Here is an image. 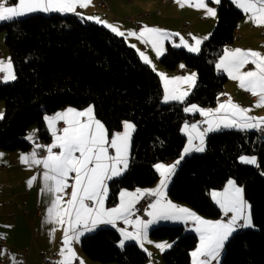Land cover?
Here are the masks:
<instances>
[{"label": "trees", "instance_id": "16d2710c", "mask_svg": "<svg viewBox=\"0 0 264 264\" xmlns=\"http://www.w3.org/2000/svg\"><path fill=\"white\" fill-rule=\"evenodd\" d=\"M15 2V0H9ZM217 21L198 53L167 44L161 64L173 69L183 63L196 72V83L184 102H162L158 74L143 63L134 48L101 24L74 14L34 13L0 22L16 79L0 83L4 114L0 119V150L25 151L24 138L38 126L39 138L49 139L44 116L61 107L92 105L108 136L131 120L134 130L125 172L108 181L107 205L114 206L122 189L155 184L154 164L177 158L185 144L181 124L197 115L187 104L209 107L219 98L226 75L215 67L224 47L235 37L242 11L231 0L216 5ZM255 155L257 165L240 161ZM264 140L256 131L222 129L205 139V150L185 156L167 189L170 199L185 203L208 218L220 216L210 191L232 178L243 188L253 227L241 229L226 242L220 264H264ZM154 239L167 238L165 264H190L198 236L182 224H159L149 230ZM4 238V237H3ZM114 227L101 226L81 238V250L99 263L143 264L146 251L135 242L123 248Z\"/></svg>", "mask_w": 264, "mask_h": 264}, {"label": "snow or ice", "instance_id": "6c2138e0", "mask_svg": "<svg viewBox=\"0 0 264 264\" xmlns=\"http://www.w3.org/2000/svg\"><path fill=\"white\" fill-rule=\"evenodd\" d=\"M181 7L187 5L189 7H196L198 9H205L207 16L215 17L216 11L214 8L208 6L209 0H175ZM212 3L219 4L220 0H210ZM232 2L245 13L250 14L249 19L256 25H264V0H232ZM91 0H17L14 6H9V0H0V22L14 21L17 18L23 17L30 13L43 12V13H75L76 8H84L89 6ZM77 15H79L77 13ZM84 19L92 20L97 24H103L104 27L115 33L117 36H124V33L118 27L102 21L99 17H85ZM129 35H137L134 32H129ZM172 35H179L174 33ZM169 33L165 30L158 28H149L144 26L141 28L138 39L141 42H147L152 45L156 51L157 57L162 53L159 45L168 39ZM202 39H207L204 37ZM201 38L193 37L194 44H189L183 37L176 47L183 46L189 52H199ZM134 47V46H133ZM140 58L145 64H150L148 57L139 52ZM255 64V71L241 72L240 69L245 64ZM183 67V65H181ZM216 67L223 69L227 72L229 77L233 80L239 81V87L253 96L257 97L255 107L264 106V55L252 50H224V54L220 57L219 63ZM0 72H4V80L7 82L9 79L15 80V74L11 71V61L7 63L0 61ZM162 79H165V96L164 102L169 100L183 101L187 93L177 94L175 91H169L167 85L173 81L167 80L163 74H160ZM195 73L188 77H175L174 81L184 80L194 82ZM224 109H231L232 119L227 117L220 118L219 121L208 120L209 127L205 132L217 130L220 123H223L224 128H235L241 131L249 129H258L261 124H264V118H255L247 116L246 113L250 109L240 108L238 105L229 103L227 105L220 104L219 108L212 110L198 109L196 105L185 108L186 112L200 111L201 115H207L215 112H220ZM3 114L0 113V118ZM87 117L86 121H81L79 117ZM48 121V126L51 129L55 122L62 120L67 127L62 129L63 135H57L55 131L52 132L54 142L46 147L47 156L43 159L36 158V152L30 154H21V163H28L31 159L32 164H42L45 171L43 172L44 187L43 191L52 193L62 192L68 185L66 179L69 173H75V184L71 190V200L67 203L69 207L60 208V198L52 200L51 207L48 209V217L46 222H57L61 225L67 222V227L63 229V247L59 251L62 257L56 264H68V258L75 256L70 243L79 239L84 232H91L98 224H111L116 227V220H123L125 223H133L128 219L132 215V209L140 197L157 196L163 197V188L167 187L168 181L171 179L176 166L180 163L185 154L192 151L203 152L204 132L197 130V125H191V133H196V138L200 139L201 143L195 148L192 146V135L189 134V142L185 146L181 157L174 164L171 165H156V169L160 174V182L156 189H137V194H131L122 191L121 203L118 207L105 209L104 199L107 193L106 181L111 180L113 177H118L128 166L126 158V150L130 133L134 130V125L130 122H124L125 131L123 133H116L112 136L111 141L107 140V133L104 125L96 120L93 115V109L90 106L84 111H76L75 109H67L64 113H56L54 117H45ZM258 121L253 123L252 121ZM215 124V128L213 127ZM31 139V137H28ZM110 144L111 148L115 149L116 155L111 156L108 153V148L105 146ZM53 148H58L59 152H53ZM79 153V156L74 155ZM3 154L0 153V156ZM241 162L245 164H256V157L241 156ZM123 165V167H119ZM264 175V173H262ZM36 180L33 176L28 181L29 186ZM52 183L49 184L48 182ZM213 199L220 205L225 215L232 213L227 222L222 221H207L197 216L194 212L187 208L178 207L171 201L162 203L161 199H157L155 203H150L149 207L151 212H147L151 216V220H141L137 217L134 222L136 227L135 233H129L124 229H120L123 239L120 241V246L123 247L125 241H136L137 244L143 246V242L147 240V229L149 225L156 223L159 220H195L197 227L196 231L200 234V243L197 248L191 253L193 257V264H212L216 261L219 264V257L225 246V242L229 237L237 231L238 228L252 227L250 213H246L245 209L249 207L243 199L242 189L236 187L232 180L228 181V187L223 194L212 193ZM91 201L92 204H86L85 201ZM92 205H95L93 207ZM91 221V226H89ZM242 221V223H237ZM83 225V231L77 226ZM2 238V234H0ZM151 243V241H148ZM155 247L164 251L165 247H171L167 242L156 243Z\"/></svg>", "mask_w": 264, "mask_h": 264}, {"label": "crops", "instance_id": "0c3cea01", "mask_svg": "<svg viewBox=\"0 0 264 264\" xmlns=\"http://www.w3.org/2000/svg\"><path fill=\"white\" fill-rule=\"evenodd\" d=\"M104 1L106 4L105 8H102L99 5V0H91L89 6L84 8L77 7L75 13H60V14L77 15L78 13L79 15L77 16L80 18L99 17L102 21H105L110 25L118 27L119 30L124 33V36H120V37H122L129 46L134 48L139 58H140L139 52H143L150 61V64L148 65L152 69H154V71L159 75L163 90L161 97L163 102L165 96V79H162L160 74H163V76L166 77L167 80L173 81L172 83H169L167 85L169 91H175L177 94L186 92L188 95L196 83V75L194 78V82L184 81V80L174 81L173 78L188 77L191 76L193 73L196 74V72L193 71L192 69L186 68L183 63H179L173 69H167L161 64L160 58L165 52L167 48V44L169 43L172 46H175L176 44L180 43L181 37H183L184 40H186L190 45L195 43L193 37L201 38V39L204 37H208L210 31H212V29L214 28L213 27L214 24H216L217 21L216 15L215 17L207 16L205 14V9L202 8L198 9L194 6L189 7L187 3L185 4V6L181 7L178 3L175 2V0H104ZM16 3L17 0H15V2L9 1V6H14ZM216 5H217L216 3H212L209 0L208 2L209 7L216 9L215 8ZM240 10L242 11L243 15L242 18L237 23L234 40L231 43L227 44L224 47V50L225 49L252 50L264 55V25L256 26L249 19L250 14L245 13L242 9ZM52 13H58V12H52ZM88 21L94 22L92 20H88ZM101 25L103 26V24ZM144 26H147L149 28H158L161 30H165L167 33H169L168 36L169 40L166 39L161 43V45H159L162 53L159 57H157L156 51L153 50L152 45L150 43L147 42L142 43L141 40L137 38L141 28H143ZM130 31L136 33L137 35H129L128 33ZM174 33H178L179 35H172ZM171 39L173 41H171ZM203 40L204 39H202V41ZM5 46L2 43V37L0 35V53H1L0 61L7 63L8 62L7 61L8 56L6 50L7 46L6 47ZM185 49L187 50V48ZM191 53H197V52H191ZM223 54L224 51L217 58L215 62V67L217 63H219L220 57ZM140 60L143 62L141 58ZM181 65H183V67H181ZM183 69L185 70L183 71ZM216 69L224 73L227 79L226 82L224 83L222 92L219 98L217 99V101L215 102V104L209 107H201L196 104H189V105L187 104L185 108L191 107V105H196L198 109L215 110L219 108L220 104L223 103L227 105L229 101H231V103L238 105L240 108L250 109V111L246 113L247 116H251L255 118H264V106L255 107V104L257 103V97L253 96L250 92H247L244 89L240 88L239 81L231 79L227 74V72H224L223 69H218L217 67ZM255 70H256V65L251 63L245 64L240 69L241 72L255 71ZM0 73L2 75L1 81L2 83L3 82L5 83L4 80L5 73L4 72H0ZM10 80L11 79H9L8 81ZM186 98L187 96L184 97L183 101L169 100L168 102H184ZM70 108L75 109L76 111L86 110V109L84 110L78 109L72 106H64L44 116L45 126L47 132L49 133V139L45 142L44 146L51 145L54 142V137L52 136L53 131H55L57 135H63L62 129L64 127H67V125L64 124L62 120H58L63 122V127L59 128L57 126L58 121H56L54 126L50 129L48 126V121H46L45 117H54L56 113H64L67 109ZM3 112H4V103L0 102V113L3 114ZM188 113L192 115L196 114L197 118L193 120H186L181 124L180 130L182 134L185 136V141L189 139V134L191 133V125L193 124L197 125V130L199 132L205 133L203 136L204 147H205V139L208 134L222 129L238 130L235 128H224L223 123L221 122L220 127L217 130L211 132H205V130L209 127L208 123H206V121L208 120L219 121L220 118L222 117H227L229 119H232L233 117L231 116V109H224L221 110L220 112L213 111L212 113L207 115H201L200 111H189ZM78 119H80L81 121H86L87 117L86 116L79 117ZM95 119L98 120L96 117ZM252 122L257 123L258 121L254 120ZM262 126L264 127V124H261V127ZM213 127L214 128L216 127L215 124H213ZM122 129L125 130L124 125H122ZM122 129L120 131L115 132L114 134L123 133ZM256 130L257 129H249L245 131H256ZM38 135H39V131L37 130L36 127H34L33 129H31V131H29L26 140L32 143V147H30L25 151L0 150V153L3 154L2 156H0V234H2V237H4L5 239V242L2 246L1 259L2 261L8 264H18V263L40 264L44 256L50 257L53 254L57 255V261H60L62 259V257L58 253L60 249L64 246L63 229L67 227L66 218H65V223L63 225L57 222H46V219L48 217V209L51 207V202L52 200L56 199L57 196H59L60 198L61 209L69 207L67 202L71 200V190H72V186L75 184L76 174L74 172L69 173L66 179V184L68 185V187H66L62 192L60 193H52L48 191L42 192V188L44 187L43 172L45 171L43 165L32 164L31 159H29L28 163H21V159H20L21 154L27 155L35 151L34 144L37 141ZM191 135L193 137L192 144L193 147L195 148L196 146L200 145L201 141L200 139L196 138V133H191ZM112 136L107 135V140L109 142L111 141ZM28 137H31V139H29ZM129 141H128L127 149L128 147L130 148ZM105 146L108 148L109 155L111 156L116 155L115 149L111 148L110 144H106ZM110 149L112 151H110ZM56 152H59V149ZM47 154L48 153H46L45 157L47 156ZM74 155L79 156V153H74ZM187 155H189V153L185 154V156ZM36 158L41 159L37 154H36ZM177 160L179 159L177 158L176 161ZM176 161L165 160L160 162H162L161 164L167 166L174 164ZM255 165H257V161ZM119 167H123V165H119ZM33 176L36 177V180H34L31 183V186H29L28 181ZM229 180L230 179L226 181L225 187L223 186L220 189H213L210 191V196L213 202L220 209V217H218L217 220L222 222H227L228 219L231 218L232 213H228L227 215H225L220 205L217 204L216 201L213 199L212 193L215 192V193L223 194L225 189L228 187ZM108 181H106V184H108ZM233 182L236 187L240 186L235 181ZM48 183L51 184L52 182L49 181ZM158 185L159 182L155 183L152 186L138 187V188L126 189V190L123 189L119 192L118 201L114 206L107 205V195H108V189H107V193L104 199V208L110 209V208L118 207L121 203L120 194L122 191L131 194H137V189L140 190L156 189ZM162 191L164 193L163 197L161 198L154 196L152 203H155L157 199H161L162 203H167L169 200H171L168 197L167 192H165L164 188L162 189ZM171 202L178 207H183L187 209H189L190 207L187 204L185 205L182 203H176L174 201ZM85 203L90 205L92 204L91 201H87V200L85 201ZM92 206L95 207V205ZM189 210L194 212L197 216L201 217L203 220L210 221V218L199 214L193 208ZM36 211H38V213H36ZM151 211L152 209L148 206V208L144 211L147 218L146 219L143 218V220L152 219L151 216L147 215V212H151ZM245 211H247V208L245 209ZM137 217L138 214L136 213V203H135L132 209V215L128 217V219L133 223H125L123 220L115 221L116 227L114 228L119 232L121 239H123V236L121 235L120 229H124L129 233L136 232L137 229L136 227H134V222L136 221ZM163 221L164 220H159V222H163ZM174 221H178V220H174ZM183 221L184 220H179L178 222L180 224H184ZM156 223H158V221ZM156 223L149 225L147 229V240L143 242V246L138 244L144 251H146L148 255V259L143 264H165L164 260L162 259L163 251L155 247V252H153L152 250L153 248L151 244L167 242V244L171 245V241L168 239H161V240L158 239L159 241H153L154 243L148 242L151 241V239H148L149 230ZM109 225L112 226L111 224H98L94 228V230H96L101 226H109ZM89 226H91V221H89ZM186 226L189 227V231L195 232L200 237V234L196 231L197 224L195 220L188 219ZM77 227L81 231H83V225H78ZM191 228H194L195 231L191 230ZM87 233L90 232H84V235ZM82 236L80 237L79 242L73 240L70 243L69 246L72 248L75 256L74 258L69 257L68 263H71L74 259H78V264H118V263H99L87 258L81 250L80 242ZM168 248L169 247H165L164 250ZM195 249L196 248H194L191 251V253ZM190 264H193L192 256H191ZM212 264H217V262L213 261Z\"/></svg>", "mask_w": 264, "mask_h": 264}, {"label": "rangeland", "instance_id": "374dc122", "mask_svg": "<svg viewBox=\"0 0 264 264\" xmlns=\"http://www.w3.org/2000/svg\"><path fill=\"white\" fill-rule=\"evenodd\" d=\"M104 1V0H103ZM105 2V1H104ZM100 5V4H99ZM106 5V4H105ZM105 8V7H104ZM216 8V7H215ZM215 11H216V9H215ZM37 13H40V12H37ZM31 14H34V13H31ZM216 20H217V12H216ZM214 26H215V24H214ZM213 26V27H214ZM213 30V29H212ZM210 33H211V31H210ZM0 35H1V37H2V43H3V45L5 46V43H4V38H5V34H4V32L3 31H0ZM210 35V34H209ZM208 35V36H209ZM169 40V39H168ZM171 41H173L172 39H171ZM6 47V46H5ZM6 50H7V56H8V60L7 61H11V71L15 74V72H14V69H13V63H12V60H11V58H10V54H9V51H8V49L6 48ZM154 70V69H153ZM194 71V70H193ZM159 76V75H158ZM13 80H10V81H8V83L9 82H12ZM2 81H0V83H1ZM4 83V82H3ZM5 83H7V82H5ZM1 103H4L3 101H0ZM163 102V101H162ZM189 105V104H188ZM92 107V105H88V106H85V107H83V108H78V109H82V110H84V109H87V108H89V107ZM76 108V107H75ZM92 109H93V107H92ZM93 112H94V110H93ZM188 113V112H187ZM3 114H4V112H3ZM94 116H95V114H94ZM3 117V116H2ZM1 119V118H0ZM98 119V118H97ZM99 120V119H98ZM100 121V120H99ZM101 122V121H100ZM124 122H130L131 124H133V122L131 121V120H125V121H123V125H124ZM102 123V122H101ZM134 125V124H133ZM57 126H58V123H57ZM34 127H36L37 128V130H38V126L36 125V124H33L32 126H30L29 128H28V130H27V132H26V134L24 135V138L26 139L27 138V135H28V133H29V131H31V129H33ZM63 127V126H62ZM122 129V128H121ZM120 129V130H121ZM119 130V131H120ZM229 130H232V129H229ZM122 131L124 132L125 130H123L122 129ZM181 131V130H180ZM133 132V131H132ZM182 133V132H181ZM131 136H132V133H131V135H130V138H131ZM207 137V136H206ZM38 139H40L39 138V135H38V138H37V140ZM43 139V138H42ZM45 141V140H44ZM37 142V141H36ZM46 142V141H45ZM130 142H131V139H130V141H129V146H130ZM188 142H189V139H187V141H185V144H184V147H183V149H182V151H181V153H180V155L177 157L178 159H180V157H181V154H182V152H183V150H184V148H185V146L188 144ZM193 142V141H192ZM31 143V142H30ZM32 144V143H31ZM36 144V143H35ZM35 144H34V150H35ZM192 146H193V144H192ZM32 147V146H31ZM205 148V147H204ZM110 151H111V149H110ZM193 152H196V151H192L191 153H193ZM191 153H189V154H191ZM188 156V155H187ZM242 156H248V157H255V155H242ZM126 158H127V160H128V164H129V160H130V148L128 147V149H127V153H126ZM177 158H175V159H173V161H176V159ZM184 158H185V156H184ZM183 160V159H182ZM182 160H180V162L182 161ZM241 161V160H240ZM162 162H160V161H158V162H156L155 164H154V168H155V166L156 165H158V164H161ZM178 166V165H177ZM176 166V167H177ZM127 169V168H126ZM125 169V170H126ZM156 169V168H155ZM125 170L123 171V172H125ZM157 170V169H156ZM122 172V173H123ZM175 172V171H174ZM174 172H173V174H172V176H171V179L168 181V184H167V187H165L164 188V190H165V192H167V189H168V187H169V185H170V183H171V180H172V177H173V175H174ZM157 173H158V180H157V182H160V174H159V172L157 171ZM232 178H230V180H231ZM233 180V179H232ZM234 181V180H233ZM156 182V183H157ZM154 185V184H153ZM152 186V185H151ZM226 186V183H225V185H224V187ZM238 187H240V186H238ZM136 188H138V187H136ZM241 189H242V195H243V199H244V193H243V188L242 187H240ZM123 190V189H122ZM126 190V189H125ZM215 191H218V190H215ZM169 201H173L172 199L171 200H169ZM175 202V201H174ZM152 203V202H151ZM176 203H179V202H176ZM137 204V203H136ZM182 204H185V203H182ZM248 204V206L249 207H247V211H246V213H250V216H251V211H250V205H249V203H247ZM186 205V204H185ZM187 207H189V206H187ZM189 209H191L190 207H189ZM36 213H38V211H36ZM138 217L140 218V219H142L143 220V218L141 217V216H139L138 215ZM220 217V216H219ZM218 218V217H217ZM217 218H213V219H211L210 218V221H219V220H217ZM226 218H227V216H226ZM225 218V219H226ZM223 220V219H222ZM251 221H252V217H251ZM184 222V224H182L183 226H184V228L186 229V231L188 230V232H193V231H189V227H187L186 226V223L188 222V220H184L183 221ZM170 224V225H177V224H180L178 221H174V220H164L163 222H159L158 221V223H156L155 225H153V226H156V225H159V224ZM237 223H242V221H238ZM110 226V225H109ZM109 226H105V227H109ZM152 226V227H153ZM110 227H112V226H110ZM252 227H253V224H252ZM252 227H247V228H238L237 229V231L238 230H241V229H250V228H252ZM191 230H194L195 231V229L194 228H191ZM237 231H235L233 234H235ZM195 233V232H194ZM232 234V235H233ZM231 235V236H232ZM197 236H198V240H197V242H196V245H195V247L194 248H197V246H198V244L200 243V237H199V235L197 234ZM230 236V237H231ZM229 237V238H230ZM148 239H151V243H154L153 241H159L158 239H154V238H152V237H150V235H149V238ZM164 239H167V238H164ZM122 239H121V237H120V240L118 241V243H117V245L120 247V248H123V247H121L120 246V241H121ZM161 240V239H160ZM228 241V240H227ZM226 241V242H227ZM127 242H134V241H125V244L127 243ZM226 242H225V244H226ZM136 243V242H135ZM124 244V245H125ZM151 246H152V250H153V252H155V244H151ZM142 249V248H141ZM224 249V248H223ZM1 251H2V249H1ZM222 253H223V250H222V252H221V255H220V259H219V264H220V262H221V256H222ZM53 255H55V260L57 261V255L56 254H53ZM0 257H1V252H0ZM48 258V257H47ZM41 263V262H40ZM1 264H8V263H5L4 261H2V263ZM19 264V263H18Z\"/></svg>", "mask_w": 264, "mask_h": 264}, {"label": "built area", "instance_id": "2783aa9c", "mask_svg": "<svg viewBox=\"0 0 264 264\" xmlns=\"http://www.w3.org/2000/svg\"><path fill=\"white\" fill-rule=\"evenodd\" d=\"M99 4L102 8L106 7L105 2L103 0H99ZM1 55V53H0ZM185 69H183L184 71ZM1 73H0V81H1ZM63 126V122L62 121H58V127L61 128ZM257 135L259 136L260 139L264 140V127H260L256 130ZM45 141L44 139L40 138L37 140L36 144H35V152L36 154L42 159L43 157H45L47 150L45 149V147H40V145L44 146ZM58 150V148H53L52 151L56 152ZM112 151V150H111ZM154 196H142L140 197L139 201L136 204V213L138 215H140L142 218L146 219V215H145V210L148 208L149 204L153 201ZM5 242V239L2 237L0 238V252L2 249V246ZM56 260H55V255H52L50 257H45L43 258V260L41 261L40 264H56ZM2 263V259L0 257V264ZM19 264H23V263H19ZM68 264H78V259H74L71 263Z\"/></svg>", "mask_w": 264, "mask_h": 264}]
</instances>
